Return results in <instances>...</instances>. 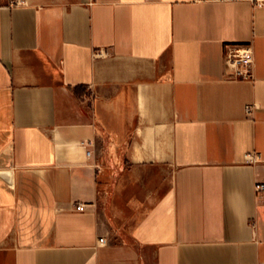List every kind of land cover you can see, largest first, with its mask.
I'll return each mask as SVG.
<instances>
[{"label": "crops", "instance_id": "obj_1", "mask_svg": "<svg viewBox=\"0 0 264 264\" xmlns=\"http://www.w3.org/2000/svg\"><path fill=\"white\" fill-rule=\"evenodd\" d=\"M262 182L264 0H0V264H264Z\"/></svg>", "mask_w": 264, "mask_h": 264}, {"label": "built area", "instance_id": "obj_2", "mask_svg": "<svg viewBox=\"0 0 264 264\" xmlns=\"http://www.w3.org/2000/svg\"><path fill=\"white\" fill-rule=\"evenodd\" d=\"M16 4H20L19 1ZM226 63L231 67L229 78L232 80H250L254 77V51L250 45H229L226 47L225 52ZM251 108H248L250 111ZM259 156L257 154H250L247 160L255 162ZM256 192L264 194V183L256 184ZM86 209L85 204H78L76 211L84 212ZM100 243H105V239H100Z\"/></svg>", "mask_w": 264, "mask_h": 264}]
</instances>
